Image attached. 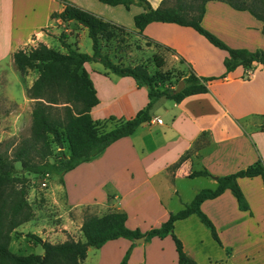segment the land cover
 Returning a JSON list of instances; mask_svg holds the SVG:
<instances>
[{"label": "crops", "instance_id": "crops-1", "mask_svg": "<svg viewBox=\"0 0 264 264\" xmlns=\"http://www.w3.org/2000/svg\"><path fill=\"white\" fill-rule=\"evenodd\" d=\"M146 1L155 9L163 2ZM67 4L89 11L153 45L169 47L170 44L162 36L167 33L166 30L176 33L178 38L183 36L182 57L177 55L179 51L175 50L174 54L170 48L165 49L166 53L171 54L172 63L183 70L185 77L194 75L212 81L204 83L208 93L190 96L181 104L156 101L153 109L156 105L159 108L150 113V123L142 124L133 136L109 146L87 164L67 173L63 177V184L56 176V189L49 187L51 176L40 177L42 184L50 189L47 194L49 200L62 208L56 218L61 220L60 224L57 223L51 236L57 241L56 244L68 238L82 241L84 217L101 216L109 210L125 213L127 228L139 230L145 235L161 227L174 213L163 197L171 196L172 192L180 197L177 183L184 179L205 178L210 181L209 188L213 190L219 177L239 173L257 162L264 163V106L250 109L245 104L264 98V68L253 63L248 69L237 68L227 74L223 64L226 57L212 56L215 53L210 51L208 41L190 28L165 29L174 24L152 23L145 28L143 35H139L134 29L133 17L144 13L145 9L138 3L132 4L128 10L124 6L115 8L98 0H0V68L9 65L17 69L13 54L39 44L54 50L56 42H59V47L54 51L65 54L62 37H65L63 41L80 52L89 33L76 22H62L50 17L61 13ZM224 5L228 6L221 2L207 4V12L201 22L203 29L223 41V35L233 36L238 40L237 44L226 42L232 49L262 51L254 40L264 41L263 25L251 14L252 17L246 19L243 14L248 12L219 13L210 17L211 9H224L219 7ZM250 24H254L258 34L256 39L252 38ZM85 69L99 99V104L90 112L94 121L104 123L111 118L116 122L126 121L147 109V90L138 87L132 78L117 77L100 63H87ZM37 77L21 75L25 85L20 89L23 103L17 106L27 107L30 124L32 101L28 99L26 91ZM217 77H221V80L217 81ZM244 88L252 92L239 97L238 92ZM259 91L263 94H258ZM5 96L12 105H16L13 95ZM112 129L114 127L108 124L107 130ZM204 170L210 174V178H189L192 173ZM237 183L250 205L249 212L238 210V203L230 190L200 206L216 227L220 245L211 238L209 230L207 238L200 235L191 239L192 245L184 240V233L181 235L178 230L195 215L175 224V237L196 264H264L262 179L244 178ZM234 215L242 220L238 218L240 221H237ZM23 227L12 234L10 243V250L19 256L21 253L13 244L16 234L24 233ZM235 235L238 237L237 245L230 241ZM168 239L171 238H154L149 243L144 240L143 244H134L126 239L109 241L99 249L88 248L83 264L88 263L91 249L97 251L94 264H121L128 253L130 258L127 264H179L173 241L171 243ZM43 255L44 252L40 254Z\"/></svg>", "mask_w": 264, "mask_h": 264}, {"label": "trees", "instance_id": "trees-1", "mask_svg": "<svg viewBox=\"0 0 264 264\" xmlns=\"http://www.w3.org/2000/svg\"><path fill=\"white\" fill-rule=\"evenodd\" d=\"M111 6H124L130 9L132 4L143 6L145 12L133 17L134 29L143 35L145 28L152 23L174 24L177 27L190 28L204 37L213 47L227 53L223 64L227 74L237 68H250L253 63L264 68V52L232 49L201 26L207 12V4L221 2L240 13L248 12L263 25L264 33V0H162L159 8H153L146 0H98ZM52 20L76 22L81 25L92 41L91 55H85L62 37V45L66 53L51 50L44 44L37 47L18 50L12 56L13 63L20 74L25 77L30 71H37L26 95L33 101L31 109V135L21 141L14 151L8 155L0 149V264H83L87 258L88 248L99 249L107 242L126 239L145 240L170 237L179 257V264H196L183 251L182 243L175 237V224L195 215L211 232V238L220 245L219 235L214 224L201 211L204 202L213 201L225 191L230 190L235 196L240 212H249L250 205L239 188L237 181L244 178L260 177L264 187V163L257 162L239 173L219 177L213 190H201L194 200L180 212L170 214L168 221L161 227L152 229L145 235L139 230H130L126 226L125 213L107 211L101 216L84 217L81 229L82 240L68 238L63 243L51 245L34 235H28L40 245L43 256H19L10 250L12 234L31 222L34 212L29 204V176H58L63 184V177L87 164L109 146L124 138L133 136L142 124L150 123L151 112L156 101L165 98L181 104L190 96L208 93L205 82L212 80L199 79L194 75L183 76L184 89L174 94V89L159 90L155 77L148 73L144 66H124L114 64L112 59L102 52V42L114 37V31L122 29L106 22L97 15L84 11L82 8L67 4L61 13L50 16ZM124 30V29H122ZM154 56L155 63L161 68L164 62ZM100 63L115 76L132 78L138 87H145L149 97V105L134 118L116 122L94 121L90 112L98 104L99 99L85 67L87 63ZM178 83V82H177ZM114 127L107 130V125ZM264 130V125L262 127ZM66 143L68 153L61 150ZM59 147L58 159L54 158L52 146ZM206 177L210 174L204 170L194 172L189 178ZM128 255L121 264H127Z\"/></svg>", "mask_w": 264, "mask_h": 264}, {"label": "rangeland", "instance_id": "rangeland-1", "mask_svg": "<svg viewBox=\"0 0 264 264\" xmlns=\"http://www.w3.org/2000/svg\"><path fill=\"white\" fill-rule=\"evenodd\" d=\"M173 4L174 1L171 0L169 2V5ZM219 7H224V9H211L210 17L219 13H238L225 5ZM243 16L246 17V19H249L248 17H252L248 13H244ZM251 19L252 21H255L254 18ZM166 27L171 28L165 29H182H178L176 25H168ZM249 27L251 28L252 38L256 39V36L258 34L254 29V24H250ZM113 32L114 37L111 40H103L101 50L103 53L107 54L112 59L114 64H121L124 66H144L148 73L155 77V85L159 90L169 88L175 90L179 82L183 81V70H179V68H176V64L172 63V58L170 56L171 54L165 52L166 48H170L173 52H175L174 54H176V51H179L180 54H178L177 52V55H181L180 57H182L183 36H181V38H178L176 33L166 30L167 33L162 36L163 39L167 40L166 42H168L170 45L169 47H161L157 44L153 45L151 42H148L143 38L132 36L122 29L115 31L113 29ZM223 36L225 41L220 38L219 39L222 40L225 44L226 42H229L231 44L238 43V40L231 35ZM256 42L259 43L258 46L260 50L264 52V41L254 40V43ZM59 45V42H56L53 49L56 50ZM91 48L92 41L87 35L82 47L80 48V52L85 55H90ZM209 48L210 51H213L215 53L212 56L215 57V55H222L224 57H227V53L225 51H222L221 49L216 48L214 46H210ZM154 56L158 57L157 59L163 61L164 66L160 68L155 63L153 59ZM163 58L165 59V61L163 60ZM262 69L263 68H261V70ZM215 74H220V72H216ZM27 75L36 76L38 75V72L30 71ZM220 78L221 77H217L216 80L219 81L221 80ZM23 85L24 83L21 80V74L15 67L12 68L9 65H4L3 68H0V137H2V140L0 142V149L2 152L7 153L8 155H10L14 151L16 146L21 141L26 140V138L31 135V124L29 123L27 113L28 111L26 112L27 107H19L23 103V96L20 93V89L23 87ZM250 92H252L250 89L244 88L243 90L238 92V96L242 97L246 94H250ZM5 94L13 95L16 100V105H12V103H10L9 100L6 98ZM258 94L263 93L259 91ZM161 100V104L169 103L168 101H171L166 100L165 98ZM17 104L19 106H17ZM245 104H247L250 109L261 108L264 106V98H262L258 102H246ZM31 108H33V101L31 104ZM158 108L159 106L156 105L155 108L152 109V113L157 111ZM52 149L54 153V158L57 160L60 151L59 147L53 145ZM61 150L64 154L68 153V146L66 143L62 145ZM126 157H130V155H127ZM56 176L52 175L51 179L48 181L49 187H51L52 189H56V187L58 186V183L56 182ZM29 180L31 189L29 194V204L31 205L32 210L34 212V218L32 222L26 224V226L22 228V232L24 233L16 234L17 236L13 244V247H15V249H17V251L21 253V256L24 257L31 254L40 255L43 252L40 245L35 243V241L32 238L28 237V235H34L35 237H38L41 240L46 241L50 244H56L57 241L53 240L51 236L53 234V230L57 227V223L61 221L60 219L56 220V218L62 212V208H60L57 204L55 205V203L50 201L47 197V194L49 193L50 189L48 188V186H42V181L39 177L29 176ZM209 183L210 181L206 180L205 178L199 180L184 179L176 184L177 189H179L181 192L180 197H176L172 192L171 196H164L163 201L165 202V204L168 205V208L174 211V213H178L185 206L190 204L201 190H208ZM245 188L248 189V186H245ZM151 200L153 201L154 199ZM235 216L236 215H234V218H236ZM238 218H236L237 221H240L239 219L242 220V218ZM189 220L190 221L188 224H183V226L178 230L179 234L182 235L184 233L183 238L188 242V244L192 245L193 240L191 239L197 236L205 235V238L208 237V229H206L205 226L202 225L201 222L195 216L191 217ZM244 221L245 220H243V222ZM189 228L192 230H190ZM186 237H188V240ZM168 241L172 243L171 239H168ZM230 241L237 245L238 237H236L235 235ZM95 253H97V251L91 249L90 257L87 264H94ZM129 258L130 253L128 256L127 263L129 261Z\"/></svg>", "mask_w": 264, "mask_h": 264}, {"label": "water", "instance_id": "water-1", "mask_svg": "<svg viewBox=\"0 0 264 264\" xmlns=\"http://www.w3.org/2000/svg\"><path fill=\"white\" fill-rule=\"evenodd\" d=\"M184 86L185 85H184V82L183 81L179 82L177 88L174 91V94H176V95L180 94L181 91L184 89ZM134 243L135 244H143L144 243V239H142V237L139 238V239H135L134 240Z\"/></svg>", "mask_w": 264, "mask_h": 264}, {"label": "built area", "instance_id": "built-area-1", "mask_svg": "<svg viewBox=\"0 0 264 264\" xmlns=\"http://www.w3.org/2000/svg\"><path fill=\"white\" fill-rule=\"evenodd\" d=\"M157 122H159V123H160L161 121H160V120H157ZM45 177H46V176H45ZM42 186L44 187V186H45V184L43 183V184H42Z\"/></svg>", "mask_w": 264, "mask_h": 264}]
</instances>
